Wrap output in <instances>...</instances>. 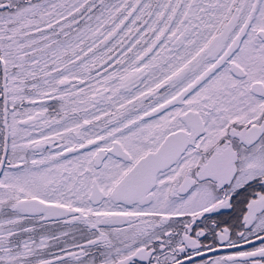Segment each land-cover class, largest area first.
Wrapping results in <instances>:
<instances>
[{
    "label": "snow or ice",
    "instance_id": "snow-or-ice-1",
    "mask_svg": "<svg viewBox=\"0 0 264 264\" xmlns=\"http://www.w3.org/2000/svg\"><path fill=\"white\" fill-rule=\"evenodd\" d=\"M0 264H264V0H0Z\"/></svg>",
    "mask_w": 264,
    "mask_h": 264
}]
</instances>
